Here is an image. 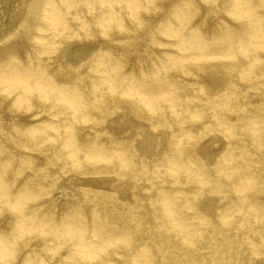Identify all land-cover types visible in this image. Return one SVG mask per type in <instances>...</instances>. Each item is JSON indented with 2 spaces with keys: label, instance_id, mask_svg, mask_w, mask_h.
Listing matches in <instances>:
<instances>
[{
  "label": "bare ground",
  "instance_id": "obj_1",
  "mask_svg": "<svg viewBox=\"0 0 264 264\" xmlns=\"http://www.w3.org/2000/svg\"><path fill=\"white\" fill-rule=\"evenodd\" d=\"M0 264H264V0H0Z\"/></svg>",
  "mask_w": 264,
  "mask_h": 264
}]
</instances>
